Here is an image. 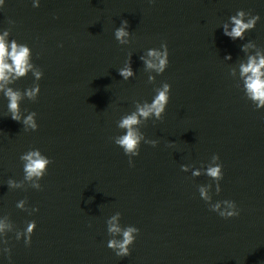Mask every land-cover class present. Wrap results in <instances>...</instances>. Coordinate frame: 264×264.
Here are the masks:
<instances>
[{
    "label": "water",
    "instance_id": "obj_1",
    "mask_svg": "<svg viewBox=\"0 0 264 264\" xmlns=\"http://www.w3.org/2000/svg\"><path fill=\"white\" fill-rule=\"evenodd\" d=\"M238 10L260 16L243 41L222 28ZM122 20L128 45L114 37ZM8 28L44 75L37 101L21 102L24 116L37 113V131L11 119L0 92V219L8 215L19 230L36 221L30 246L8 233L11 261L0 253V264H264V109L239 89L241 46L264 48V0H5L0 35ZM162 42L169 65L150 84L140 57ZM129 58L135 76L125 81L118 69ZM163 82L171 85L163 121L141 128L159 143L142 142L131 167L111 139L123 134L117 121L135 101L150 103ZM33 83L29 72L9 86ZM32 148L53 161L43 190L8 188L23 179L20 156ZM213 154L223 164L219 195L209 177L191 173ZM208 183L213 203L235 201L239 216L209 210L198 192ZM25 198L39 211L18 209ZM116 212L121 226L139 229L127 257L107 247L106 221Z\"/></svg>",
    "mask_w": 264,
    "mask_h": 264
},
{
    "label": "clouds",
    "instance_id": "obj_2",
    "mask_svg": "<svg viewBox=\"0 0 264 264\" xmlns=\"http://www.w3.org/2000/svg\"><path fill=\"white\" fill-rule=\"evenodd\" d=\"M155 0H149L154 3ZM5 0H0V8L3 7ZM33 7H39V0H33ZM260 20L259 15H253L251 12L238 10L235 15L229 18L228 22L222 24L223 33L232 40H244L245 33L255 28ZM15 22L9 20L12 25ZM127 20H122L121 24L114 31V37L120 45L131 43V32ZM11 28L5 29L0 35V92L8 100V112L12 120L22 123L25 132L37 131V113L29 112L26 116L21 112V102L27 98L35 102L40 93L39 81L43 78V71L32 62V51L27 44H21L15 39L9 40ZM62 47L63 45H59ZM249 49H254V54H248ZM241 51L246 54V60L239 64V74L242 84L239 86L244 93L245 98L250 101L257 110L264 109V48L258 47L254 41H248L241 46ZM140 59L144 63V70L149 73L148 83H156V75L165 72L169 65V51L166 42H162L159 49L151 48L142 55ZM225 60L231 61V55H226ZM31 72L34 77V83L31 87L21 91L14 90L13 85L16 81L24 78ZM119 75L127 81L135 76L129 58L124 66L118 69ZM236 70L232 69L231 74L235 75ZM155 73L156 75H152ZM155 96L152 101H135V110L130 114H125L117 121V127L123 130L122 135H117L111 139L114 143L123 149L124 154L129 157V166L134 167L132 158L139 156L141 143L156 147L158 140L147 139L141 128L146 125L148 120L163 121L166 107L170 100L171 85L163 82L160 87L154 89ZM26 111V110H25ZM20 160L23 163L24 177L20 181L9 179L7 186L10 189L32 188L38 191L43 190L40 181L48 172V167L53 161L42 154L39 149L32 148L21 154ZM183 172H188L187 165H181ZM193 177L206 175L215 185V194L219 195L222 191L220 181L224 177L223 164L220 162L218 154H213L207 166L194 168ZM213 183L199 185L198 192L200 198L208 204L209 210L218 213L224 219L237 217L240 210L235 201L223 200L213 203ZM28 185L26 188L25 185ZM16 207L29 215L39 211L36 207H29L27 198L20 200ZM121 213L116 212L107 219V232L111 239L107 242L110 248L118 257H127L131 254V246L134 244L139 229L135 226H121ZM36 229V221L26 222V228L19 230L11 221L8 215L0 219V253L5 254L11 261V247L8 239V233H14L15 240H24L25 246L31 245V237ZM117 237H121L118 239Z\"/></svg>",
    "mask_w": 264,
    "mask_h": 264
}]
</instances>
